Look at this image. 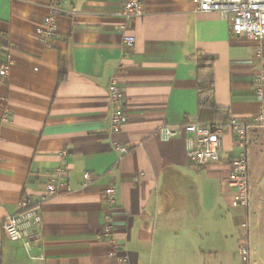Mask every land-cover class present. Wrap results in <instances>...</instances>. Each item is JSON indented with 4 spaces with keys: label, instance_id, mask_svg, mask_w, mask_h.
<instances>
[{
    "label": "crops",
    "instance_id": "crops-1",
    "mask_svg": "<svg viewBox=\"0 0 264 264\" xmlns=\"http://www.w3.org/2000/svg\"><path fill=\"white\" fill-rule=\"evenodd\" d=\"M123 3L0 0V39L12 62L0 82V264H116L114 247L130 264H244L237 247L245 219L248 264H264V182L248 161L249 208H233L232 189L221 185L233 157L229 134L220 161L202 167L189 162L182 130L199 123L195 69L203 57L214 59L215 105L230 119L259 114L254 82L264 70V41L234 33L217 13L198 12L195 0H144L134 20L122 16ZM51 15L55 33L42 41ZM125 36L134 38L131 47ZM110 82L121 90L126 117L116 132L108 129ZM162 125L178 135L162 139ZM249 130L264 135V124L248 127L247 156ZM86 172L96 176L87 187ZM22 204L41 223L12 242L3 223Z\"/></svg>",
    "mask_w": 264,
    "mask_h": 264
},
{
    "label": "built area",
    "instance_id": "built-area-1",
    "mask_svg": "<svg viewBox=\"0 0 264 264\" xmlns=\"http://www.w3.org/2000/svg\"><path fill=\"white\" fill-rule=\"evenodd\" d=\"M144 0H124L121 14L126 20H134L143 14ZM196 10L201 13H217L225 19H229L231 30L236 34L246 36L248 39L260 44L264 41V0H195ZM56 30L55 19L51 15L44 21V29L40 33L42 41L52 38ZM134 38L123 37V43L131 47ZM2 45L0 39V47ZM1 51V48H0ZM261 60L260 48L257 50ZM11 60L7 57L2 60L0 53V82L7 81L11 68ZM255 97L260 103V112L250 121L230 119L226 127L212 128L196 122L185 124L182 130L186 136L187 158L192 164L208 167L220 161V153L223 148V139L228 133L231 139L233 157L228 162V172L222 179L221 185L227 186L233 191L231 206L239 208L246 214L249 208V173L247 156V129L252 125L264 124V70L260 71L254 82ZM109 102L112 107L109 117L108 129L110 132L118 131L126 122L123 114L124 101L120 88L115 82L107 86ZM4 120L9 119L8 113H4ZM162 139L168 140L178 135L177 130L162 125L159 129ZM115 150L120 156L127 153L126 146L115 144ZM62 169L50 178L45 185L46 198L52 197L56 192L55 178L63 177ZM55 177V178H54ZM83 186H90L96 180L91 173L82 175ZM104 203L107 209L116 204V190L114 185H109L104 190ZM27 206L22 204L19 213L8 217L3 223V230L8 240L12 242L22 241L29 237L31 228L41 223V215L35 209L26 210ZM245 231L244 236L238 241L237 255L244 264L249 263L250 250L248 239V221L242 224ZM112 230L111 222L108 221L103 229V234L109 236ZM113 248L112 255L116 264H130Z\"/></svg>",
    "mask_w": 264,
    "mask_h": 264
},
{
    "label": "trees",
    "instance_id": "trees-1",
    "mask_svg": "<svg viewBox=\"0 0 264 264\" xmlns=\"http://www.w3.org/2000/svg\"><path fill=\"white\" fill-rule=\"evenodd\" d=\"M1 58H7L5 46L1 45ZM213 61L211 57L199 58L195 69V75L198 82L197 89V120L200 124L209 125L212 128L226 127L230 117L226 109L219 108L214 102L213 90ZM64 77L59 75V81L62 82ZM33 209L27 207L26 210Z\"/></svg>",
    "mask_w": 264,
    "mask_h": 264
},
{
    "label": "rangeland",
    "instance_id": "rangeland-1",
    "mask_svg": "<svg viewBox=\"0 0 264 264\" xmlns=\"http://www.w3.org/2000/svg\"><path fill=\"white\" fill-rule=\"evenodd\" d=\"M248 135H249L248 138L249 151L247 158L249 163L254 166V176L258 177L261 180L260 184L262 185V183L264 182V135L262 134V132L259 131L253 132V130H249ZM263 219H264V215H263ZM261 228L263 229V235H264V221L262 222ZM244 234L245 231L243 229V236ZM248 239H249V231H248ZM249 250L251 255L250 243H249Z\"/></svg>",
    "mask_w": 264,
    "mask_h": 264
}]
</instances>
